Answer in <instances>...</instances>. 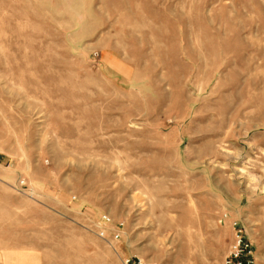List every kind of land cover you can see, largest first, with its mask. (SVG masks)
<instances>
[{"label": "rangeland", "instance_id": "rangeland-1", "mask_svg": "<svg viewBox=\"0 0 264 264\" xmlns=\"http://www.w3.org/2000/svg\"><path fill=\"white\" fill-rule=\"evenodd\" d=\"M231 219L264 264V0H0V264H221Z\"/></svg>", "mask_w": 264, "mask_h": 264}, {"label": "built area", "instance_id": "built-area-1", "mask_svg": "<svg viewBox=\"0 0 264 264\" xmlns=\"http://www.w3.org/2000/svg\"><path fill=\"white\" fill-rule=\"evenodd\" d=\"M227 217L229 216L224 213V220ZM230 225L232 237L221 264H256L255 250L252 242L246 235L244 227L237 219H231ZM123 228V222L113 221L107 213H102L97 217L96 233L101 238H106L109 234V239L112 242L118 241L123 236ZM125 263L141 264L139 258L134 259L133 257H127Z\"/></svg>", "mask_w": 264, "mask_h": 264}, {"label": "bare ground", "instance_id": "bare-ground-1", "mask_svg": "<svg viewBox=\"0 0 264 264\" xmlns=\"http://www.w3.org/2000/svg\"><path fill=\"white\" fill-rule=\"evenodd\" d=\"M230 222V221H229ZM231 226V225H230Z\"/></svg>", "mask_w": 264, "mask_h": 264}]
</instances>
